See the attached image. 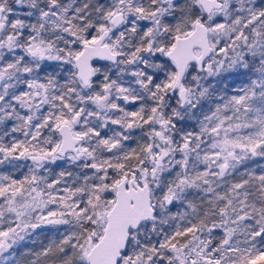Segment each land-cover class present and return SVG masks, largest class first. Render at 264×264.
Segmentation results:
<instances>
[{
  "label": "snow or ice",
  "instance_id": "snow-or-ice-1",
  "mask_svg": "<svg viewBox=\"0 0 264 264\" xmlns=\"http://www.w3.org/2000/svg\"><path fill=\"white\" fill-rule=\"evenodd\" d=\"M0 264H264V0H0Z\"/></svg>",
  "mask_w": 264,
  "mask_h": 264
}]
</instances>
